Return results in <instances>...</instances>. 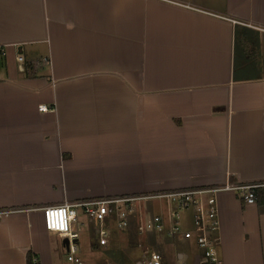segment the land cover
<instances>
[{"label":"crops","instance_id":"0c3cea01","mask_svg":"<svg viewBox=\"0 0 264 264\" xmlns=\"http://www.w3.org/2000/svg\"><path fill=\"white\" fill-rule=\"evenodd\" d=\"M262 29L264 0H0V209H22L0 217V264H65L48 205L264 182ZM261 189L216 196L224 264H264ZM74 228L86 264H143L149 235L172 264L167 232L111 226L102 246ZM175 256L200 264L196 245Z\"/></svg>","mask_w":264,"mask_h":264},{"label":"built area","instance_id":"2783aa9c","mask_svg":"<svg viewBox=\"0 0 264 264\" xmlns=\"http://www.w3.org/2000/svg\"><path fill=\"white\" fill-rule=\"evenodd\" d=\"M18 60L21 61L23 58L20 56ZM40 109L47 110L48 107L41 105ZM262 187H264V182L235 183L228 181L223 185L213 187L103 197L75 203L65 202L48 205L42 207L41 210L45 228L48 231L57 232L61 238L68 240L66 244L68 264H86V261L78 254L79 234L74 228L78 210L94 221L99 245L108 244L109 224L123 231L135 224L137 233L142 236L163 232H167L170 237H175L177 233L182 234L184 238L195 241L200 252V264H224L215 236L219 226L216 196L221 192H234L245 204L251 205L256 203L257 190ZM164 199L169 203L170 218L173 220L169 227L166 226L162 215L139 211L141 205L147 201ZM20 210L22 209H0V217ZM184 210H192L193 226L189 229H185L180 223L179 212ZM139 245L141 246V243ZM146 264L167 263L161 253L150 250L147 253Z\"/></svg>","mask_w":264,"mask_h":264},{"label":"rangeland","instance_id":"374dc122","mask_svg":"<svg viewBox=\"0 0 264 264\" xmlns=\"http://www.w3.org/2000/svg\"><path fill=\"white\" fill-rule=\"evenodd\" d=\"M0 62H1V60H0ZM145 204H146L148 210L150 211V213H152V214H161V215L167 214V205H169V203H167V201L165 199L164 200H150V201H147ZM169 208H170V206H169ZM184 211L186 212L187 210H184ZM184 211L179 212V214L182 216V213ZM76 223H78V224L84 223L85 226H90L93 228V232L91 233L93 238H91V242L99 240L98 235H97V227L94 225V221L91 220L88 216H85L80 210H78ZM180 223H181V220H180ZM181 225H182V223H181ZM189 226L190 225H185V229H188L186 227H189ZM109 228H111L110 224H109ZM111 229H113V228H111ZM50 234H51V241H52L54 247L56 248V256H59L62 259V261L65 264H67V262H66L67 249L64 246V238L58 237L59 235L57 232H50ZM158 234H161V233H156V235H158ZM119 237L121 239H123V241H127V243L129 245L133 244V242H131L129 240V238L126 234H124V235L119 234ZM157 237H160V236H157ZM138 239H139V237H136L137 241H138ZM168 239H170L169 241H171V244H172L171 248H173L174 251H172L171 253L170 252L168 253L167 252L168 250H167L165 253L167 254V256H169V261H171L172 264H178V261H177L178 259L175 256L177 251H180L183 253L186 252V254H187V253L195 250V245H196L195 241L184 238V236L182 234L177 233L175 235V237H172V240L169 237H168ZM146 240L148 241V243H147L148 245L144 244V247H141V246L136 247L135 252L132 253V258L133 259H138V258L141 259L143 264L146 263V259H147L146 253H148L150 251L149 249H152V250L154 249L155 251L158 250V251H162V252H164V250L166 249V247H162L161 245H160V247L158 246V244H157L158 239L155 237H151L149 235V237ZM196 247H197V245H196ZM197 249H198V247H197ZM143 251L145 253L144 255L142 254Z\"/></svg>","mask_w":264,"mask_h":264},{"label":"trees","instance_id":"16d2710c","mask_svg":"<svg viewBox=\"0 0 264 264\" xmlns=\"http://www.w3.org/2000/svg\"><path fill=\"white\" fill-rule=\"evenodd\" d=\"M239 69H238V67L236 66V70H235V73H236V78H240L239 77V74L238 73H240V71H238ZM261 192H263V189H258L257 190V196L258 195H260L261 194ZM106 253L108 254V255H110L111 257H114V258H116V259H118L119 260V264H124V261H123V258H122V256H123V253L121 252V250L119 249H110V250H108V251H106ZM27 264H40L38 261H36V260H34V256H33V254H31V253H29L28 254V259H27Z\"/></svg>","mask_w":264,"mask_h":264},{"label":"water","instance_id":"95a60500","mask_svg":"<svg viewBox=\"0 0 264 264\" xmlns=\"http://www.w3.org/2000/svg\"><path fill=\"white\" fill-rule=\"evenodd\" d=\"M64 243H66V244H67V243H68V240H67V239H64Z\"/></svg>","mask_w":264,"mask_h":264}]
</instances>
